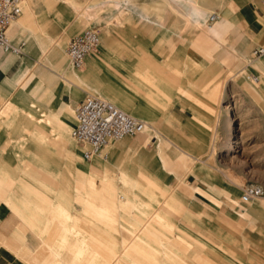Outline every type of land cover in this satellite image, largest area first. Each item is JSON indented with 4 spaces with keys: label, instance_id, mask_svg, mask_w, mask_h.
Returning <instances> with one entry per match:
<instances>
[{
    "label": "crops",
    "instance_id": "obj_1",
    "mask_svg": "<svg viewBox=\"0 0 264 264\" xmlns=\"http://www.w3.org/2000/svg\"><path fill=\"white\" fill-rule=\"evenodd\" d=\"M47 2L24 0L7 29L12 42L24 40L23 53L0 51V108L8 104L0 117V264H114L128 243L122 218L148 212L139 207L142 177L178 195L192 236L226 245L240 188L264 191V63H245L264 44L260 0H206L211 11L168 0L189 21L204 19L183 30L168 8L154 21L132 6L128 21L97 31L98 45L77 70L65 46L80 29H63L67 13L77 17L60 1ZM27 17L39 18L40 43L22 23ZM50 39L56 44L38 60ZM85 94L107 99L146 129L110 143L104 159L84 160L69 129ZM88 174L92 195L107 202H84ZM122 192L131 203H117ZM248 203L240 208L243 226L264 229V192ZM91 236L104 245L95 247Z\"/></svg>",
    "mask_w": 264,
    "mask_h": 264
},
{
    "label": "rangeland",
    "instance_id": "obj_2",
    "mask_svg": "<svg viewBox=\"0 0 264 264\" xmlns=\"http://www.w3.org/2000/svg\"><path fill=\"white\" fill-rule=\"evenodd\" d=\"M51 1L54 0H48L47 6H50ZM57 1H60L68 9L69 13H74V16L77 17H70L71 14L67 13L63 19V29H80L77 33L79 34L84 29L94 26V29H97L98 31H105L104 23H97L88 15L85 14V16L81 8H73L67 4L66 0ZM101 15L104 17L107 16V14L104 13ZM27 18L30 25H23L35 29V32H33L36 34L35 39L40 43V36L44 33L38 21L39 18L35 20H32V18L29 17ZM87 20L90 22V25L84 23ZM55 44V39H50L45 47H41L42 52L38 56V60L42 58L47 59V50L52 48ZM29 45L28 41L27 49L29 48ZM40 45L42 46V43ZM245 61V63L249 62L248 56H246ZM259 62L264 63V57H259L249 63ZM7 109L8 104L5 107L2 106L0 108V117L7 112ZM139 134L141 133L136 135ZM151 136L152 135H150V137ZM150 140L151 138H149L148 141ZM75 161L77 163L81 162L78 155ZM86 171H88V168H86ZM86 177H89L90 179H86V195L84 197V202L86 204L107 202L104 201L103 196L92 195L91 192H94L95 188L92 175L88 174ZM102 179L107 183L105 178ZM141 179L146 192H144V195L142 196L144 203L140 198L138 199V202H142L139 204V207L141 205L140 208H148V212H134L132 213V218H122V222L125 225L121 226L119 231L126 235L125 240L128 238V243H126L122 253L118 255L114 264H259L264 262V260L257 259L258 257H264L260 255L261 253H264V229L243 226V222L247 220V215L246 213L243 214L242 211L240 212V208H243L244 206V208H246L249 203H241L239 198L237 201H234L236 209H234L233 213L229 214V241L226 245H223L222 247L220 244H205L198 239L199 237L195 238L192 236L193 233H190L192 230L190 231V228L188 227V213L179 211L178 207L175 206L179 201L178 195L177 197H174L172 188H162L151 178L150 180H152L155 185H151L146 177H142ZM89 180L92 182H89ZM245 185L240 188V193ZM117 203H131L130 195L128 196L125 192H122L121 196L117 197ZM136 215L139 217L136 218ZM196 215L199 218L203 214L196 213ZM140 217H147V219L145 218L143 230L140 229ZM142 236H147L149 242L141 243ZM89 241L98 248L104 245L99 243L96 236L89 237ZM108 252H106V255H108ZM237 252L245 253L244 257L249 258L236 259ZM148 255H150V261ZM221 257L223 258L222 260L220 259ZM102 261L103 258L100 260V264Z\"/></svg>",
    "mask_w": 264,
    "mask_h": 264
},
{
    "label": "built area",
    "instance_id": "obj_3",
    "mask_svg": "<svg viewBox=\"0 0 264 264\" xmlns=\"http://www.w3.org/2000/svg\"><path fill=\"white\" fill-rule=\"evenodd\" d=\"M264 6V0H260ZM24 0H0V51L19 56L23 53L24 40L12 42L7 34L10 24L22 11ZM215 18L209 14L207 20ZM264 28V22H263ZM99 43V34L88 27L81 33L67 40L65 55L69 66L80 69L84 58L92 52ZM264 57V44L251 48L249 59ZM251 81H256L255 75H248ZM73 125L69 136L82 149L81 156L89 160L94 156L106 157V148L110 143L124 136H134L144 132L146 125L140 119L129 115L105 98L85 94L71 109ZM262 187L254 184L245 185L239 195L241 203H248L263 195Z\"/></svg>",
    "mask_w": 264,
    "mask_h": 264
},
{
    "label": "bare ground",
    "instance_id": "obj_4",
    "mask_svg": "<svg viewBox=\"0 0 264 264\" xmlns=\"http://www.w3.org/2000/svg\"><path fill=\"white\" fill-rule=\"evenodd\" d=\"M66 2L73 8H81L84 12V15H88L95 22L104 23L105 32L107 31L109 25H122L123 23L128 21L130 18L129 13L132 6H136L138 12H141L145 18L154 21L162 19L163 13H165V9L168 8L171 11L175 12V17L177 18L180 30H183L184 28L189 26L199 28L202 27L204 23V19H195L193 21H189L186 15L179 13L178 11L173 9V6L168 2V0H66ZM191 3L192 7H194L195 9L201 8L205 11L212 10L211 6H207L205 4L206 0H191ZM102 13L107 14V16H102ZM27 19L28 18H26L22 23L29 24V21ZM84 23L89 24L90 22L87 20ZM18 24L22 25L19 22ZM95 30L98 31L97 29Z\"/></svg>",
    "mask_w": 264,
    "mask_h": 264
}]
</instances>
